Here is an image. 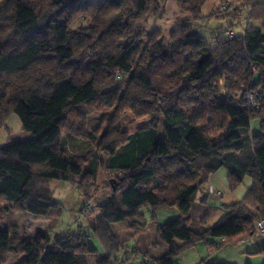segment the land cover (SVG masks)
I'll return each instance as SVG.
<instances>
[{
  "label": "clouds",
  "instance_id": "obj_1",
  "mask_svg": "<svg viewBox=\"0 0 264 264\" xmlns=\"http://www.w3.org/2000/svg\"><path fill=\"white\" fill-rule=\"evenodd\" d=\"M0 264H264V0H0Z\"/></svg>",
  "mask_w": 264,
  "mask_h": 264
}]
</instances>
